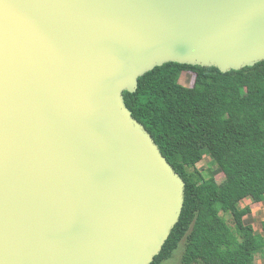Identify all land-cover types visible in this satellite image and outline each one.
Instances as JSON below:
<instances>
[{
    "label": "water",
    "instance_id": "water-1",
    "mask_svg": "<svg viewBox=\"0 0 264 264\" xmlns=\"http://www.w3.org/2000/svg\"><path fill=\"white\" fill-rule=\"evenodd\" d=\"M264 61V0H0V264H151L185 183L123 92Z\"/></svg>",
    "mask_w": 264,
    "mask_h": 264
},
{
    "label": "trees",
    "instance_id": "trees-1",
    "mask_svg": "<svg viewBox=\"0 0 264 264\" xmlns=\"http://www.w3.org/2000/svg\"><path fill=\"white\" fill-rule=\"evenodd\" d=\"M184 72L193 74L190 87L179 82ZM138 81L134 93L123 92L125 106L185 183L179 221L151 264L169 260L182 240L181 264L264 258V236L244 224L250 208L238 207L249 197L264 200V61L227 73L167 63ZM205 153L220 158L222 184L196 169Z\"/></svg>",
    "mask_w": 264,
    "mask_h": 264
},
{
    "label": "rangeland",
    "instance_id": "rangeland-1",
    "mask_svg": "<svg viewBox=\"0 0 264 264\" xmlns=\"http://www.w3.org/2000/svg\"><path fill=\"white\" fill-rule=\"evenodd\" d=\"M179 82L184 87H190L193 83V74L184 72L181 74ZM219 162V157L210 156L205 153L201 157V160L196 163L195 167L204 177H213L217 184H222L224 182V175L218 166ZM246 206L250 208V214L244 217V224L250 225L255 234L264 236V232L261 230V223L264 222V200L261 201L257 198L249 197L238 204L239 208H244ZM218 215L222 216L227 224L233 228V222L229 215L222 213H218ZM184 248L185 241L182 240L178 244L177 249L172 253L171 258L161 264H181ZM254 264H264V258L261 255H257Z\"/></svg>",
    "mask_w": 264,
    "mask_h": 264
}]
</instances>
